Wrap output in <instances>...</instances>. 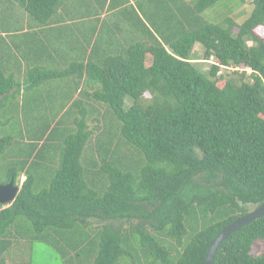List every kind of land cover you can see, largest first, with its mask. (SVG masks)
<instances>
[{
    "label": "trees",
    "instance_id": "obj_1",
    "mask_svg": "<svg viewBox=\"0 0 264 264\" xmlns=\"http://www.w3.org/2000/svg\"><path fill=\"white\" fill-rule=\"evenodd\" d=\"M218 1L0 0V182L24 176L0 264H27L26 242L63 264H204L264 202V0L210 20ZM258 242L264 213L212 264H264Z\"/></svg>",
    "mask_w": 264,
    "mask_h": 264
},
{
    "label": "rangeland",
    "instance_id": "obj_2",
    "mask_svg": "<svg viewBox=\"0 0 264 264\" xmlns=\"http://www.w3.org/2000/svg\"><path fill=\"white\" fill-rule=\"evenodd\" d=\"M248 4H236L231 0H220L213 7L205 11V16L210 20L219 21L221 17L225 14L236 12L239 15H246L249 10ZM242 17V16H241ZM258 32L264 36V27H259ZM190 60L195 64V66L200 70L206 72L207 67L209 66L211 60H205L202 55V48L198 43H195L191 51ZM242 68V67H240ZM247 71H250L248 67H245ZM130 104V99L125 96L124 107H127ZM24 179V176H21L20 181ZM19 184L20 185V182ZM263 243L258 242L253 251L258 253L263 248ZM21 248V245H20ZM20 254H25L22 258L27 262V264H63L60 257L53 251L50 247L43 243L33 242L23 244V248ZM9 260V258H8Z\"/></svg>",
    "mask_w": 264,
    "mask_h": 264
},
{
    "label": "water",
    "instance_id": "obj_3",
    "mask_svg": "<svg viewBox=\"0 0 264 264\" xmlns=\"http://www.w3.org/2000/svg\"><path fill=\"white\" fill-rule=\"evenodd\" d=\"M2 96H0L1 99ZM19 185L14 184V180L0 182V204L9 206L17 195ZM264 213V202L252 209L246 215L236 218L232 223L226 225L222 230L210 241L205 253L204 264H212L213 256L220 242L227 237L232 231L238 229L243 224L250 222Z\"/></svg>",
    "mask_w": 264,
    "mask_h": 264
}]
</instances>
